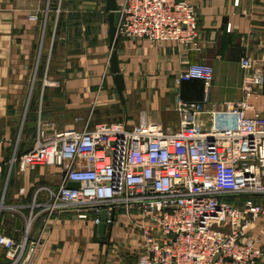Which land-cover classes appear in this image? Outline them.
Returning a JSON list of instances; mask_svg holds the SVG:
<instances>
[{
	"label": "crops",
	"instance_id": "crops-1",
	"mask_svg": "<svg viewBox=\"0 0 264 264\" xmlns=\"http://www.w3.org/2000/svg\"><path fill=\"white\" fill-rule=\"evenodd\" d=\"M188 1L197 9L200 49L174 40L120 39L122 98L110 67L106 0H0V232L20 237L32 214L30 239H39L32 264H101L107 245L129 239L122 215L101 239L93 221L76 211L49 214L46 187L60 185L61 168L20 169L13 161L34 148L40 130L82 131L113 122L134 126L146 119L176 131L179 102L203 98L201 80L179 78L193 63L214 68L209 100L197 122L222 124L226 103L244 97L242 59L250 57L264 70V0ZM250 102L254 108L248 115L264 114L263 93ZM251 235L264 243V213L253 222ZM9 263L0 247V264Z\"/></svg>",
	"mask_w": 264,
	"mask_h": 264
},
{
	"label": "built area",
	"instance_id": "built-area-1",
	"mask_svg": "<svg viewBox=\"0 0 264 264\" xmlns=\"http://www.w3.org/2000/svg\"><path fill=\"white\" fill-rule=\"evenodd\" d=\"M118 10L120 39L174 40L200 49L198 13L188 0H118ZM241 66L244 97L226 103L222 124L197 122L209 100L214 68L193 63L179 78L201 80L203 98L179 102L176 131L146 119L134 126L113 122L82 131L40 130L34 148L13 161L20 169L53 165L66 173L58 187H46L49 214L73 210L98 227L106 209L108 228L124 216L120 223L129 246L135 244L131 239L139 240L136 264H259L264 243L251 228L264 213L258 201L264 198V114L246 111L262 95L264 70L250 57ZM69 182L80 186L70 188ZM32 220L31 214L18 238L0 232L9 264L33 263L39 239H30Z\"/></svg>",
	"mask_w": 264,
	"mask_h": 264
},
{
	"label": "water",
	"instance_id": "water-1",
	"mask_svg": "<svg viewBox=\"0 0 264 264\" xmlns=\"http://www.w3.org/2000/svg\"><path fill=\"white\" fill-rule=\"evenodd\" d=\"M106 10L108 11V21H109V35H110V67L111 71L114 73V80L117 87L119 95L123 98V92L125 89V80L123 74L120 72L119 57H118V45L120 42V37L117 33L120 22L123 19L122 13L118 10V0H106ZM262 93L264 95V81L262 85ZM66 173H63V176ZM70 188H78L80 186L79 182H69L67 184ZM107 210L103 209L101 212V223L97 227L98 235L101 239L107 236ZM21 226V222L18 220L17 227ZM260 264V263H259Z\"/></svg>",
	"mask_w": 264,
	"mask_h": 264
},
{
	"label": "rangeland",
	"instance_id": "rangeland-1",
	"mask_svg": "<svg viewBox=\"0 0 264 264\" xmlns=\"http://www.w3.org/2000/svg\"><path fill=\"white\" fill-rule=\"evenodd\" d=\"M121 214H123V212H121ZM122 219H124V216H122ZM128 242L130 243V241H124V245L120 244L118 246L114 243L107 245L103 253L101 252V257L103 259L101 264H136L138 249L140 248L139 240L135 241V244L130 246ZM121 246L124 247L122 248Z\"/></svg>",
	"mask_w": 264,
	"mask_h": 264
}]
</instances>
